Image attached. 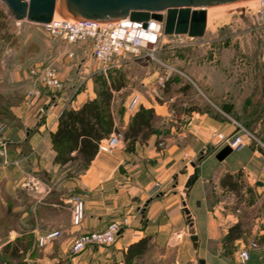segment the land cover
I'll use <instances>...</instances> for the list:
<instances>
[{"label":"rangeland","instance_id":"1","mask_svg":"<svg viewBox=\"0 0 264 264\" xmlns=\"http://www.w3.org/2000/svg\"><path fill=\"white\" fill-rule=\"evenodd\" d=\"M257 1L250 0L209 8L210 14L203 37L165 36L163 33L153 55L150 51L144 50L137 57L130 56L120 60L118 64L105 67L93 57L92 41L68 44L64 40L50 37L42 26L13 21L6 7L0 2V113L9 97L13 100L20 89H25L27 93L30 87V71L33 68L50 66L56 69L57 73H66L67 78L64 83L73 84L72 89L76 91L86 88L89 80L96 97L101 90L122 83L123 91L118 94L114 92L115 109L118 112L125 110L122 104L130 102L138 94L151 99L149 97L151 92L156 100L163 101L162 85L167 79L171 81V85L168 87L169 95L164 92L166 96H176L184 88L186 92L181 91L183 96L167 104L172 110V117L167 125L163 127L160 120L155 121L156 125H159V128L156 126L157 129L162 133L161 142L164 146L166 143L164 139L173 140L176 132L182 134L185 132L184 128H189L192 120L188 121L183 115L192 110L202 111L207 115L205 119L209 124L207 128L213 127L220 131L227 127L228 122L232 125L238 123L247 126L248 130H257V136L263 137L264 3ZM71 51L74 56L66 62L65 59L69 58ZM57 55H62L61 63L54 58ZM20 68L27 73L21 87L6 85L5 79L7 80L8 77L6 70ZM59 92L53 91L52 95L57 96ZM19 94L22 96L24 92ZM39 108L44 109V114H40ZM37 113L39 117L44 116L45 107H38ZM194 122L193 124H198L200 120ZM3 129L4 127L0 125V133ZM200 131L205 140L202 152L193 160L194 167L187 165L191 178L195 175L194 170L199 165L200 159L217 152L213 141L210 140L211 131L204 128ZM175 141L177 142L178 139ZM1 142L5 143L0 136ZM260 142L264 143V140ZM249 156L250 151L245 149L241 152H232L227 160L242 162ZM218 165L215 156L211 155L204 166L202 165L201 177H210L217 170ZM79 167L74 173L77 174ZM242 171L231 178L232 183L237 187L235 194L221 188L220 171L207 182L204 181L207 201L218 204V213L214 214L211 210L210 215L214 221L211 229L216 236L215 240L209 243V253L199 247V244L195 249L190 240L192 233L196 234L195 232L205 226V223L201 225V221L198 220L197 223L193 221L194 225L190 227L188 222L179 225L171 217L167 234L143 236L141 240H148V249L132 264H200V260H204L206 264V257H210L212 253L226 258L229 264H236L235 254L238 255L240 245L236 242H226V233L229 228L237 224H233L232 217L227 218V212L232 210V213H236L239 206L244 210L241 205L244 196L248 194V197H259L257 192L251 190L252 181ZM182 173H185V168ZM178 174L177 177L180 176ZM176 178L175 181L172 180V184L178 182ZM200 180L193 187L190 196H186L187 187L181 189L182 201L187 203L192 217L198 212V200L195 204L194 199L202 194ZM76 190L70 192L71 194L68 192L59 207L49 206L50 201H45L46 199L42 202L44 204L38 203L39 197H36L34 192L26 196L19 194V190L12 193L11 205L9 207L0 205V264H123V255L112 254L109 259L105 258V254L114 251L121 235L114 245L93 246L77 254L73 252L72 247L74 241L84 233L54 230L61 234L58 239L43 247L38 245L39 237L53 231H48L52 223L58 222L63 225L71 220L74 226L71 206L67 204V200L77 196L84 201L81 192ZM182 203L179 205L180 208H184ZM262 208L264 209V203L261 204ZM182 217H185L184 214ZM242 217L248 219L250 224L251 221L246 213ZM40 229L43 232L35 234ZM130 239L132 236H128L127 241ZM7 245L9 249L7 254H4L3 250ZM15 249H19L17 258L11 257Z\"/></svg>","mask_w":264,"mask_h":264},{"label":"crops","instance_id":"2","mask_svg":"<svg viewBox=\"0 0 264 264\" xmlns=\"http://www.w3.org/2000/svg\"><path fill=\"white\" fill-rule=\"evenodd\" d=\"M73 56L74 53L71 51L69 58L65 59L66 62H69ZM54 58L59 63L63 60L62 55H57ZM6 72L8 77L7 80L5 79V84L8 86L12 84L11 86L17 85L20 88L27 77V73L21 68L8 69ZM58 74L64 83L67 78L66 73L58 72ZM29 79L30 87L27 89V93H25V89H20L19 93L24 92V95L21 96L17 93L13 100L8 96L7 104L5 107L3 106L2 113H0V125L4 127L0 136L6 144V156H0V205L9 207L12 203L11 194L19 190V194L25 196L34 192L36 197H39L38 203L48 200L50 201L49 206L59 207L68 192L78 189L85 202V219L82 225L74 227L71 220L63 225L56 222L52 223L48 231L61 230L67 233L84 234L101 232L107 229L111 223L126 219L128 225L122 231L114 251L105 254L106 260L112 254L124 256L127 248L145 235L167 234L166 230L172 220L171 217L179 225L186 224V218L182 217L183 208L179 206L183 202L181 189L187 187L191 179L187 165L194 167V158L203 150L205 139H203L204 135L200 129L204 128L211 133H223L229 136L236 131V125L226 122L227 127L220 131L213 127L207 128L209 127L205 120L207 115L202 111L192 110L183 115L188 121L192 120L189 128H184L185 132L182 134L176 132L174 138L178 139L177 142L175 139L170 141L164 139L166 142L164 146V143L161 142L163 140L162 133L157 129L159 125H156L155 121L160 120L163 127L165 124L167 125L172 117V110L168 108L167 104L175 98L183 96V93L186 92L183 88L181 89L183 93L180 91L176 96H166L164 92L166 91L169 95L168 87L171 85V81L167 79V82L162 85L163 87L161 86L164 88L162 99L165 101L156 100L150 92L151 99L138 94L130 102L122 104V107L125 108L122 112L115 109V101L112 103L111 112L114 127L117 129L113 133L122 132L125 134L133 124L134 116L140 110L145 113L153 111L154 119L150 129L144 128L139 132L132 151L127 150V143L124 139V142L114 153L107 155L98 152L90 164L84 168L79 161L60 165L55 162L56 152L51 139V134L58 129L60 115L66 109H80L86 102L94 100L96 94L89 85V80L87 87L79 91L72 89L73 84L64 83V88L56 96L52 95V91L43 89L38 83H34L32 76ZM34 87L41 90L43 97L31 101L27 94ZM123 89L124 87L115 94L121 93ZM42 106L45 107L46 114L39 117L37 108ZM196 120H200V122L193 124ZM241 126L248 132L250 131L259 141L264 140V135L263 137L257 136V130L252 131L248 130L247 126ZM245 149L250 151V156L246 161L232 162L226 158L220 162L216 159L219 163L217 170L206 178L201 177L202 165L204 166L211 155L216 158L220 150L200 159L199 165L194 170V174L197 173L198 178L190 190L187 188L186 196L191 195L193 187L201 179L202 194L194 199L195 204L198 200V212L193 214V221L197 223L199 220L201 225L205 223V226L200 227L195 233L199 238V247L208 252L209 243L211 240H215L216 236L211 229L214 224L213 218L210 217L211 210L217 214L218 204H211L207 201L204 181L207 182L220 171L221 188L235 194L236 185L233 189L230 188L228 181L225 183V179L231 180L232 176H236L240 170H243L242 172L246 173L247 178L252 181L251 190L257 192L259 197H248L249 194L244 196L241 205L244 210L239 206L243 214L241 213L237 217L236 213L228 210L227 218L232 217L233 224L241 227L242 237L235 241L240 245V249L251 248L254 242L258 245L257 248L250 249V260L247 264H264V209H261V204L264 203V151L253 141H249L243 150ZM77 167H79V171L76 174L74 171ZM184 168L185 173H182ZM177 174L180 176L177 177ZM175 178L178 182L172 184V180L175 181ZM19 200L22 202L21 199ZM245 213L251 221L250 224H248V219L242 217ZM41 232L43 231L40 229L35 234ZM13 233L16 234V232ZM128 236H132L130 241H127ZM205 260L206 264H229L226 258L213 253ZM235 262L237 264L236 258Z\"/></svg>","mask_w":264,"mask_h":264},{"label":"built area","instance_id":"3","mask_svg":"<svg viewBox=\"0 0 264 264\" xmlns=\"http://www.w3.org/2000/svg\"><path fill=\"white\" fill-rule=\"evenodd\" d=\"M42 27L50 37L64 40L68 44L92 41L94 43L93 57L104 67L115 63L118 64L120 60L130 56L137 57L144 50L150 51L151 55H153L161 41L164 29L163 23L154 20H150L144 26L143 23L132 22L129 19L113 23H99L74 21L63 17L53 18L51 23L42 25ZM30 74L34 79V83H39L43 89L53 92L61 91L63 88V82L56 69L50 66L33 68ZM41 97V90L36 88L28 92V98L31 101ZM39 112L44 114V109L39 108ZM235 125L236 131L229 136L216 132L210 134V140L213 141L217 151L228 146L233 152H240L248 145L249 141L254 143L257 141L255 136L245 130L240 124L236 123ZM123 142L124 135L122 132L113 133L98 144V152L112 154ZM256 144L264 151V143L258 140ZM0 156H6V144L2 142L0 143ZM67 204L71 206L73 225L79 226L85 219L84 201L77 196H72L67 200ZM241 213L242 210L238 209L235 216L238 217ZM127 225L128 221L124 219L111 223L104 231L80 235L74 241L73 252L77 254L93 246L107 247L114 245ZM60 236L59 231L47 233L39 237L38 245L43 247ZM257 247L256 242L252 243V249ZM251 248L243 247L239 250L237 255L238 264H247L249 262Z\"/></svg>","mask_w":264,"mask_h":264},{"label":"water","instance_id":"4","mask_svg":"<svg viewBox=\"0 0 264 264\" xmlns=\"http://www.w3.org/2000/svg\"><path fill=\"white\" fill-rule=\"evenodd\" d=\"M250 0H0L9 17L16 22L45 25L52 22L55 15L74 21L113 23L129 19L143 23L150 20L163 23L165 36L187 35L201 38L207 28V9ZM228 146L221 149L216 159L223 162L232 154ZM197 173L190 179V190L197 180ZM183 213L189 226L193 217L187 203H183ZM190 240L195 249L199 238L192 233ZM200 264H205L200 260Z\"/></svg>","mask_w":264,"mask_h":264},{"label":"trees","instance_id":"5","mask_svg":"<svg viewBox=\"0 0 264 264\" xmlns=\"http://www.w3.org/2000/svg\"><path fill=\"white\" fill-rule=\"evenodd\" d=\"M123 84L111 85L110 88L101 90L98 96L86 102L80 109H66L59 117L58 129L51 134L53 149L56 152L55 162L67 165L79 161L83 168L90 164L98 153V143L108 138L117 129L114 127V119L111 112L114 101V92L123 88ZM154 119L153 111L145 113L140 110L134 116L133 124L125 132L124 139L127 150L132 151L136 137L144 128L151 127ZM75 153V155H74ZM228 181L233 189L234 184ZM242 237L240 225L232 226L226 237V242H235ZM9 245L3 252L7 254ZM148 249V240L143 239L130 245L124 253L123 264H132L141 258ZM19 249H15L11 257L17 258Z\"/></svg>","mask_w":264,"mask_h":264},{"label":"bare ground","instance_id":"6","mask_svg":"<svg viewBox=\"0 0 264 264\" xmlns=\"http://www.w3.org/2000/svg\"><path fill=\"white\" fill-rule=\"evenodd\" d=\"M259 1V3L262 1V3H264V0H258ZM258 1H257V3H258ZM237 6V5H236ZM234 7V6H233ZM230 8V7H229ZM209 14H210V10H209V8L207 9V19H208V16H209ZM58 18H61L60 16H58V15H55L54 16V19H58ZM36 25V24H35ZM38 26H42V25H38Z\"/></svg>","mask_w":264,"mask_h":264}]
</instances>
